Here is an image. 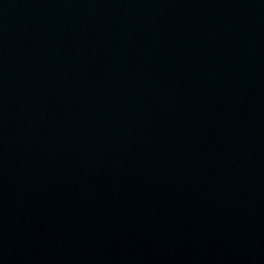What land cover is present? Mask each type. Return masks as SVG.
I'll return each instance as SVG.
<instances>
[{
    "label": "water",
    "instance_id": "1",
    "mask_svg": "<svg viewBox=\"0 0 264 264\" xmlns=\"http://www.w3.org/2000/svg\"><path fill=\"white\" fill-rule=\"evenodd\" d=\"M0 264H264V0H0Z\"/></svg>",
    "mask_w": 264,
    "mask_h": 264
}]
</instances>
